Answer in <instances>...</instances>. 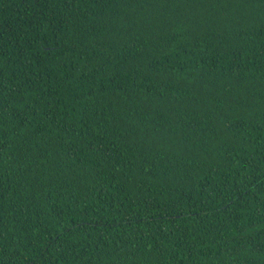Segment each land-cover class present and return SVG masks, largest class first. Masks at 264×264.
<instances>
[{
  "label": "trees",
  "instance_id": "16d2710c",
  "mask_svg": "<svg viewBox=\"0 0 264 264\" xmlns=\"http://www.w3.org/2000/svg\"><path fill=\"white\" fill-rule=\"evenodd\" d=\"M0 264H264V0H0Z\"/></svg>",
  "mask_w": 264,
  "mask_h": 264
}]
</instances>
